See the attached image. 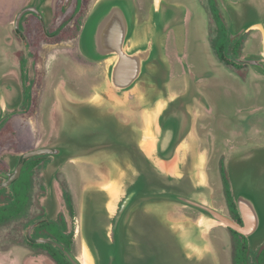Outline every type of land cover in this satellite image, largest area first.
<instances>
[{
	"label": "water",
	"instance_id": "obj_1",
	"mask_svg": "<svg viewBox=\"0 0 264 264\" xmlns=\"http://www.w3.org/2000/svg\"><path fill=\"white\" fill-rule=\"evenodd\" d=\"M218 4L232 38L262 33L264 61V0ZM176 13L175 5L154 0L150 20L139 22L132 0L96 2L80 46L87 57L107 60L104 80L87 98L62 100L53 143L18 156L20 165L54 158L44 171L51 192L66 162L99 167V180L82 182L81 250L64 251L72 264H219L209 238L218 226L244 235L253 250L264 243V143L227 160L239 224L214 203L191 98L170 89L165 45ZM6 96L0 93V126ZM179 208L199 216L176 215Z\"/></svg>",
	"mask_w": 264,
	"mask_h": 264
},
{
	"label": "flooded vegetation",
	"instance_id": "obj_2",
	"mask_svg": "<svg viewBox=\"0 0 264 264\" xmlns=\"http://www.w3.org/2000/svg\"><path fill=\"white\" fill-rule=\"evenodd\" d=\"M98 1L0 0V93L7 95L0 126V264H72L64 251L80 253L79 186L99 179V167L66 162L55 173L51 192L44 171L54 158L43 154L20 165L18 156L53 143L62 100L73 94L87 98L103 79L107 60L87 57L80 46L83 26ZM132 1L149 21L154 0ZM165 2L177 10L165 45L170 89L192 100L214 203L243 223L227 160L240 146L264 140L262 33L251 29L232 38L218 0ZM179 212L199 216L191 209ZM226 230L237 232L218 226L210 240L220 264H233L225 258Z\"/></svg>",
	"mask_w": 264,
	"mask_h": 264
},
{
	"label": "trees",
	"instance_id": "obj_3",
	"mask_svg": "<svg viewBox=\"0 0 264 264\" xmlns=\"http://www.w3.org/2000/svg\"><path fill=\"white\" fill-rule=\"evenodd\" d=\"M233 205L235 206L234 202ZM235 210L238 215L237 209ZM239 223H242L241 219H239ZM239 235L240 234L235 232V247L232 254L233 264H264V247L258 251L253 250L250 247L247 238L245 236Z\"/></svg>",
	"mask_w": 264,
	"mask_h": 264
},
{
	"label": "rangeland",
	"instance_id": "obj_4",
	"mask_svg": "<svg viewBox=\"0 0 264 264\" xmlns=\"http://www.w3.org/2000/svg\"><path fill=\"white\" fill-rule=\"evenodd\" d=\"M136 7V17H137V19L139 20V22H145L146 20H143L142 19V17H141V14L139 13V10L137 9V6H135ZM263 39V38H262ZM165 50H166V46H165ZM166 57H167V55H166ZM167 60H168V58H167ZM168 63H169V61H168ZM108 64V63H107ZM169 66H170V64H169ZM106 74V73H105ZM104 77H105V75H104ZM104 77H103V79L101 80V82L104 80ZM100 82V83H101ZM100 83H99V85H100ZM98 86V85H97ZM96 88V87H95ZM263 144L264 143V140L263 141H261V142H254V141H250V142H248L247 144H245V145H243V146H240L239 148H237L235 151H238V150H240L242 147H244V146H248V145H250V144ZM198 148H199V146H198ZM99 174H100V172H99ZM101 175V174H100ZM229 175V174H228ZM99 180V179H98ZM208 182H209V185L211 186V188H212V190H213V199H214V192H215V190H214V188L212 187V184L210 183V181H209V179H208ZM81 186H82V183H81V185L79 186L80 188V203H81V199H82V190H81ZM217 206V205H216ZM81 208V207H80ZM184 208H179V211H182ZM224 209V208H223ZM192 210V209H191ZM195 211V210H194ZM81 214V213H80ZM189 216H191V215H189ZM81 217V216H80ZM192 217V216H191ZM197 217V216H196ZM196 217H193V218H196ZM80 225H81V218H80ZM214 229V228H213ZM212 229V230H213ZM211 230V231H212ZM234 235H232L230 232H228L227 230L226 231H224V233L222 234V238H223V241H224V249L226 250V255H225V258H226V261H230L231 262V260H232V254H233V250H234V247H235V240H234ZM209 238H210V233H209ZM240 238V237H239ZM262 245V244H261ZM216 254H217V256H218V252L216 251ZM230 258V260H228ZM218 260H219V256H218ZM219 264H220V262H219Z\"/></svg>",
	"mask_w": 264,
	"mask_h": 264
},
{
	"label": "crops",
	"instance_id": "obj_5",
	"mask_svg": "<svg viewBox=\"0 0 264 264\" xmlns=\"http://www.w3.org/2000/svg\"><path fill=\"white\" fill-rule=\"evenodd\" d=\"M174 93V92H173ZM177 94V93H176ZM176 215H187V214H183L181 212H178ZM197 218V217H196ZM195 219V218H194ZM211 241V240H210ZM213 245V244H212ZM214 247V246H213Z\"/></svg>",
	"mask_w": 264,
	"mask_h": 264
}]
</instances>
